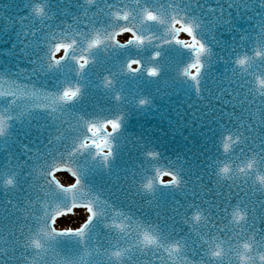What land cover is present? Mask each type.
Masks as SVG:
<instances>
[{
	"label": "snow or ice",
	"instance_id": "1",
	"mask_svg": "<svg viewBox=\"0 0 264 264\" xmlns=\"http://www.w3.org/2000/svg\"><path fill=\"white\" fill-rule=\"evenodd\" d=\"M22 6L0 11V264H264V0ZM161 84L221 101L195 183L180 155L129 142ZM25 123L43 132L17 153Z\"/></svg>",
	"mask_w": 264,
	"mask_h": 264
},
{
	"label": "water",
	"instance_id": "2",
	"mask_svg": "<svg viewBox=\"0 0 264 264\" xmlns=\"http://www.w3.org/2000/svg\"><path fill=\"white\" fill-rule=\"evenodd\" d=\"M62 3H66L68 11H72L73 0H62ZM5 4L9 5L7 12L10 15L18 17L27 12L22 6V0H0V11H5L3 8ZM249 23L254 24L255 21H240L239 26L247 30ZM233 35H237V32L224 31L221 27L217 36L221 42L220 46L227 47L232 44L231 37ZM11 43L12 41L8 40L7 35L0 34V63L11 59L8 55ZM160 87L161 93L157 94L155 107L147 113H135L130 117L128 132L131 135L129 142H134L136 137L145 135L160 145V151L164 152L170 159H174L176 154L180 155L186 161V169L190 168L193 173L189 179L195 183V174L198 171H203L201 162L212 151L213 137L209 130L214 128V122L221 115L219 110L214 112L212 109H218L221 101L213 98L209 102V98L200 99L192 91L186 94L184 90L179 88L173 91L163 84ZM228 107L230 110V106ZM38 131L42 133L43 129L38 130L35 123L31 127L27 123L20 126L14 150L17 153L26 151L25 144L31 148L33 142L36 141ZM43 138V135H40V139ZM59 173L71 176L67 171H61L57 174ZM70 176L57 175V178L61 182L68 183L73 180ZM210 178L211 172L209 171L205 175V184H208ZM82 215L83 212L79 211L75 216H67L58 220L57 226H75L79 223Z\"/></svg>",
	"mask_w": 264,
	"mask_h": 264
}]
</instances>
